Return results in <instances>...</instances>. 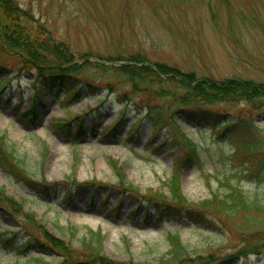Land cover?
Here are the masks:
<instances>
[{"label":"rangeland","instance_id":"374dc122","mask_svg":"<svg viewBox=\"0 0 264 264\" xmlns=\"http://www.w3.org/2000/svg\"><path fill=\"white\" fill-rule=\"evenodd\" d=\"M12 2L18 5L15 21L26 31H47L57 40H65L74 52L91 56V64L99 63L96 59L100 61L104 55L138 52L151 61L216 79L239 76L264 82V0ZM0 58L8 70V76H0V83L5 82L0 89V134L22 167H13L18 179L0 170V186L5 194L2 198L9 194L20 200L22 209L35 212L49 232L73 244L88 238L90 230H100L101 252L117 264H204L212 259L220 262L236 253L238 259L228 264H264V180L256 182V171L263 167L264 174V146L249 153L238 152L236 138L230 141L225 135L219 137L207 123L197 126L179 120V126L174 127L168 112L152 134V119L142 100H156L132 93V101L125 106L118 96V91L127 87L122 83L115 84L112 92L99 88V95L105 92L100 102L84 88L83 99L67 109L61 103V87L38 89L37 95H31L35 72L14 74L9 71L14 67L12 59L3 54ZM79 71L78 79L87 75L89 81H94L92 76H98L94 74V64L87 71ZM104 74L107 81H115L112 75ZM30 96L37 105L34 116L23 111ZM135 100L139 108L134 106ZM87 103L90 109L81 112ZM212 108L236 118L232 133L248 136L255 132L264 140V123L259 120L264 118V107L254 109L239 102L219 103ZM70 113H78L79 136L64 134L66 126H52L59 118L72 117ZM121 113L120 124H114L110 131L114 130L105 134V124L111 125ZM66 121L71 131L75 119ZM134 126L137 130L128 138ZM181 133L197 145V161L184 158L185 148L178 157ZM112 158L117 159L119 170ZM176 170L181 191L191 204H199L213 193H227L229 184L239 185L251 202L247 208L211 218L209 226L193 225L166 211L155 213L153 199L161 198L146 191H161L169 196L167 181ZM53 181L58 185L50 183ZM86 182L93 184L79 186ZM123 187L129 192L117 203L118 191ZM67 188H72V199L61 202V190ZM140 197L148 200L131 210ZM164 202L170 203L168 198L160 203ZM109 207L115 209L107 213ZM8 211L12 217L18 214L15 207L0 204V232L10 226L3 215ZM175 230L188 247L181 261L169 259L167 234ZM24 236L19 233L17 238ZM246 237L255 239L256 249L243 248ZM245 250L246 254L239 253ZM18 253L0 241V264H34ZM44 258L52 264L58 261L48 255Z\"/></svg>","mask_w":264,"mask_h":264},{"label":"trees","instance_id":"16d2710c","mask_svg":"<svg viewBox=\"0 0 264 264\" xmlns=\"http://www.w3.org/2000/svg\"><path fill=\"white\" fill-rule=\"evenodd\" d=\"M18 6L11 0H0V56L12 59L17 71L34 70L40 79L45 82L58 81L66 89H71L74 82L68 81L78 66L72 63L73 58L68 54L67 46L55 40L50 34L26 29L15 21ZM1 59V58H0ZM130 63L123 64L115 71H119L125 78L124 81L130 86L133 92H142L157 100H164L161 103H148L147 113L152 117L154 123H160L166 111H173L180 114L185 120L200 124L202 122L211 125L213 128L219 126L223 120L225 127L234 124L227 114L212 108L213 105L221 102L236 103L244 101L254 109L264 107V82L254 79L231 77L222 80H215L210 77H198L195 73L184 72L177 67L168 66L163 63H146L145 57L139 54L131 55L128 58ZM66 64H72L66 66ZM5 65L0 63V68L5 69ZM50 77V78H49ZM69 79V80H70ZM85 85H89L88 78L84 80ZM87 83V84H86ZM43 83H40V85ZM110 83H108L109 85ZM93 89V87H91ZM93 93V92H92ZM172 118V116H171ZM175 124L177 119H172L170 123ZM182 144L186 151V157L191 156L198 159L195 151V143L185 137L182 133ZM172 138H175L173 136ZM242 141V147L253 151L259 148L263 142L260 137L248 136ZM182 148V146L180 147ZM3 151L10 158L14 159L12 150L0 138V164L7 167L2 160ZM264 160V158H263ZM264 180L263 167L261 173L257 175V183ZM169 196L159 191L149 190V194H158L154 198V211H168L169 214H183L190 221L196 224L209 226L213 223V217L220 213L235 212L239 208H247L249 201L247 194L238 186L228 185L227 193H213L209 198L199 202L197 206H189L186 197L182 194L177 177H172L168 184ZM128 189L122 188L125 193ZM169 199V202L160 203L162 200ZM161 209V210H160ZM36 245L44 252L58 257V264H78L80 261H88L96 264H117L110 261L101 252V234L92 232L90 238L84 237L76 246L71 242L63 241L61 238L41 230L39 226ZM170 249V261H181L185 258L187 245L183 244L177 232L167 236ZM245 247L255 249V239L245 238ZM261 240V239H259ZM59 253L60 257L57 255ZM40 255V254H39ZM237 255H229L219 263L234 260ZM210 260L204 264L212 263ZM36 264H50L40 257L35 258Z\"/></svg>","mask_w":264,"mask_h":264}]
</instances>
